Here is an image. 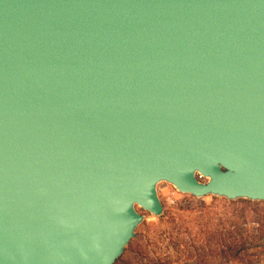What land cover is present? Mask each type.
I'll list each match as a JSON object with an SVG mask.
<instances>
[{
    "label": "water",
    "instance_id": "water-1",
    "mask_svg": "<svg viewBox=\"0 0 264 264\" xmlns=\"http://www.w3.org/2000/svg\"><path fill=\"white\" fill-rule=\"evenodd\" d=\"M161 182L264 201V0H0V264H115Z\"/></svg>",
    "mask_w": 264,
    "mask_h": 264
},
{
    "label": "rangeland",
    "instance_id": "rangeland-1",
    "mask_svg": "<svg viewBox=\"0 0 264 264\" xmlns=\"http://www.w3.org/2000/svg\"><path fill=\"white\" fill-rule=\"evenodd\" d=\"M158 193L164 213L138 207L145 218L115 264H264V235L253 221L264 220V201L198 198L168 182L158 185ZM201 213L210 214L209 229L202 226ZM229 246L243 250V257L231 256Z\"/></svg>",
    "mask_w": 264,
    "mask_h": 264
},
{
    "label": "trees",
    "instance_id": "trees-1",
    "mask_svg": "<svg viewBox=\"0 0 264 264\" xmlns=\"http://www.w3.org/2000/svg\"><path fill=\"white\" fill-rule=\"evenodd\" d=\"M210 218H211V216L209 213H201V215H200V220L203 221L202 226H204V228H206V229H209L207 224H208V221ZM253 221H256L260 224L259 227H257V228L253 227V228H256L257 231H261V234L264 235V220H262L261 218H257L256 220H253ZM229 248L232 250L231 256H233L234 258L235 257H243V254H242L243 250L242 251H239V250L235 251L231 248V246H229ZM224 250H227V249L223 248L222 252ZM245 255H246V257H250V253H246Z\"/></svg>",
    "mask_w": 264,
    "mask_h": 264
}]
</instances>
